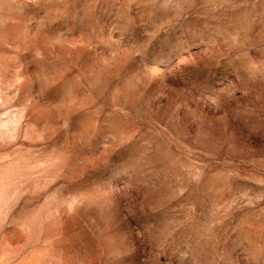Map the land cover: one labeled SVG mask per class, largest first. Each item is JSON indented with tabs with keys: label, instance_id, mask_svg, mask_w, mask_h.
I'll use <instances>...</instances> for the list:
<instances>
[{
	"label": "rangeland",
	"instance_id": "1",
	"mask_svg": "<svg viewBox=\"0 0 264 264\" xmlns=\"http://www.w3.org/2000/svg\"><path fill=\"white\" fill-rule=\"evenodd\" d=\"M0 264H264V0H0Z\"/></svg>",
	"mask_w": 264,
	"mask_h": 264
}]
</instances>
